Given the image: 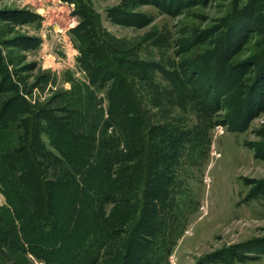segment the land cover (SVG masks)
I'll return each mask as SVG.
<instances>
[{
	"label": "rangeland",
	"instance_id": "obj_1",
	"mask_svg": "<svg viewBox=\"0 0 264 264\" xmlns=\"http://www.w3.org/2000/svg\"><path fill=\"white\" fill-rule=\"evenodd\" d=\"M83 9L150 63V74L143 76L151 86L140 91L144 98L152 97L147 114L153 123H165L178 133L167 188L149 192L146 213L112 204L103 210L108 220L103 224L98 219L96 225L105 226L112 236L100 264H118L127 230L132 252L123 264H264V82L253 88V70L264 63V0H0V45L24 58L9 67L27 85H36L29 99L60 116L68 97L74 107L83 106L77 99L82 102L91 89L97 99L91 111L96 120L97 106L106 117L108 99L104 86L85 87L87 76L77 62L72 29ZM22 11L39 18H7H20ZM235 26L234 46L222 51L227 32ZM177 66L185 76L194 68L207 72L210 66H226L232 78L229 92L241 77L238 95L247 89L245 104L234 111L229 102L212 100L206 106L185 98L179 91L182 83L172 77ZM81 115L84 130L90 118ZM109 129L98 126L102 134ZM42 139L50 146L45 133ZM5 203L0 190V206ZM167 239L171 243L163 248ZM78 255H70L71 264L80 262Z\"/></svg>",
	"mask_w": 264,
	"mask_h": 264
},
{
	"label": "trees",
	"instance_id": "obj_2",
	"mask_svg": "<svg viewBox=\"0 0 264 264\" xmlns=\"http://www.w3.org/2000/svg\"><path fill=\"white\" fill-rule=\"evenodd\" d=\"M16 16L7 18L18 22L39 18L29 11L20 18ZM236 26L233 32H227L222 51L234 46ZM72 30L78 42L77 62L88 80L85 87L106 89L105 118L100 106L96 120L92 116L97 99L91 89H87L82 102L77 99L83 106L74 107L68 97L59 109L60 116L53 108L32 102L28 96L36 85H27L15 67H9L21 64L24 58L0 45V190L6 200L0 206V264H34L33 258L40 264H71L70 255L74 254H79L77 264H100L106 255L107 237L112 236L105 226L96 225L98 219L103 224L108 220L102 217L106 206H136L137 215L146 213L143 205L149 192L161 188L164 192L167 188L166 176L178 133L165 123H153L147 114L146 105L153 103L152 97L146 100L140 91L148 92L151 86L143 76L150 74V63L141 59L132 46L126 48L103 30L91 10L83 9ZM258 67L253 70L257 73L253 88L264 82V63ZM182 70L177 66L172 77L175 75V80L182 83L179 91L185 98H193L197 104L202 101L206 106L212 100L214 104L229 102L234 111L245 104L247 89L243 96L238 95L241 77L229 92L232 78L226 66H210L207 72L194 68L187 76L179 72ZM262 91L257 93L259 99ZM201 108L207 112L205 106ZM81 113L90 118L84 130L79 126ZM96 123H103L110 133H100ZM42 133L50 146L43 141ZM130 238L127 230L118 264H123V257L132 252ZM170 243L167 239L162 247Z\"/></svg>",
	"mask_w": 264,
	"mask_h": 264
}]
</instances>
